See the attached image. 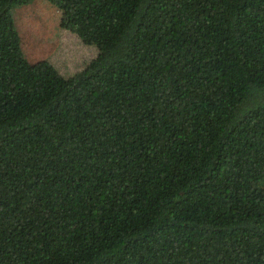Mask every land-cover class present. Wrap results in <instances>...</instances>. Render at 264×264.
I'll return each instance as SVG.
<instances>
[{"label": "trees", "instance_id": "1", "mask_svg": "<svg viewBox=\"0 0 264 264\" xmlns=\"http://www.w3.org/2000/svg\"><path fill=\"white\" fill-rule=\"evenodd\" d=\"M0 0V264H264V0H47L96 53L29 61Z\"/></svg>", "mask_w": 264, "mask_h": 264}, {"label": "rangeland", "instance_id": "2", "mask_svg": "<svg viewBox=\"0 0 264 264\" xmlns=\"http://www.w3.org/2000/svg\"><path fill=\"white\" fill-rule=\"evenodd\" d=\"M11 13L20 33L23 53L35 62L48 59L64 74L80 69L97 49L85 46L71 31L60 26V11L47 0L16 5Z\"/></svg>", "mask_w": 264, "mask_h": 264}]
</instances>
